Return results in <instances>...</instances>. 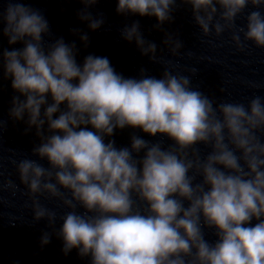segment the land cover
Here are the masks:
<instances>
[{
	"label": "clouds",
	"instance_id": "obj_1",
	"mask_svg": "<svg viewBox=\"0 0 264 264\" xmlns=\"http://www.w3.org/2000/svg\"><path fill=\"white\" fill-rule=\"evenodd\" d=\"M79 2V20L90 30L101 28L103 16L90 11L99 0ZM177 3L117 0L116 12L154 16L161 29ZM179 3L191 6L203 36L228 32L238 51L248 42L264 49V0ZM249 5L253 10L238 26ZM71 32L88 46L86 32ZM0 33L9 45H23L0 50V78L10 79L17 93L9 118L23 121L26 135L35 129L40 141L31 153L39 159L11 163L33 221H48L65 255L77 249L91 264H264V96L218 103L192 85L195 67L183 75L166 66L160 78L141 69L136 79L117 73L107 57L89 54L78 63L76 42L53 40L49 21L23 0H2ZM121 36L152 62L172 64L157 55L139 21ZM163 43L173 57L184 47L174 33L166 32ZM7 124L0 119V137ZM126 127L161 139L133 134L130 146L119 148L114 139L106 142ZM45 159L47 167L40 162ZM18 188L0 180V192L15 195ZM41 197L69 209L58 231L57 212ZM206 229L214 242L205 238ZM52 234H42V246Z\"/></svg>",
	"mask_w": 264,
	"mask_h": 264
}]
</instances>
